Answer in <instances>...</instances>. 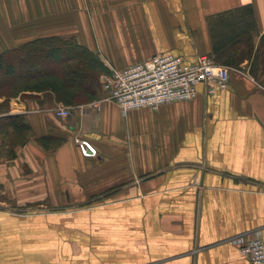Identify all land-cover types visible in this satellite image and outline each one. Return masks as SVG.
I'll return each instance as SVG.
<instances>
[{
	"label": "crops",
	"instance_id": "1",
	"mask_svg": "<svg viewBox=\"0 0 264 264\" xmlns=\"http://www.w3.org/2000/svg\"><path fill=\"white\" fill-rule=\"evenodd\" d=\"M248 4L252 78L234 71L214 95L199 84L193 100L123 113L101 77L67 118L51 92L10 99L0 116L31 130L0 133V264H252L233 241L264 237V0H0V52L56 35L109 69L162 52L226 64L245 43L222 39L218 16Z\"/></svg>",
	"mask_w": 264,
	"mask_h": 264
},
{
	"label": "trees",
	"instance_id": "2",
	"mask_svg": "<svg viewBox=\"0 0 264 264\" xmlns=\"http://www.w3.org/2000/svg\"><path fill=\"white\" fill-rule=\"evenodd\" d=\"M251 5H244L222 13L221 38L243 41L244 47L235 55H230L226 64L240 67L244 59L251 61L254 54L252 32L254 29ZM256 54L254 62L257 63ZM110 69L89 48L79 43L75 37H38L22 43L16 48L0 52V113L10 111L9 101L19 95H33L34 92H51L64 105H75L82 97L90 100L100 97L101 75ZM29 93V94H28ZM11 142H24L31 126L22 114L0 116V133L11 135ZM40 141L48 148L60 145L65 138L43 135ZM22 140V141H18Z\"/></svg>",
	"mask_w": 264,
	"mask_h": 264
},
{
	"label": "built area",
	"instance_id": "3",
	"mask_svg": "<svg viewBox=\"0 0 264 264\" xmlns=\"http://www.w3.org/2000/svg\"><path fill=\"white\" fill-rule=\"evenodd\" d=\"M251 77L244 67L216 62L207 54H199L195 61L172 52L152 55L125 68H110L103 78L104 96L101 100L115 102L123 113L151 108L178 101L193 100L198 95V85L204 84L208 95H214L229 87L232 72ZM98 102H94V104ZM76 108L61 105L50 108L59 117L67 118ZM85 156H96L97 148L87 139L75 140ZM0 188V205H1ZM252 264H264V237L261 231L252 236H238L233 241Z\"/></svg>",
	"mask_w": 264,
	"mask_h": 264
},
{
	"label": "rangeland",
	"instance_id": "4",
	"mask_svg": "<svg viewBox=\"0 0 264 264\" xmlns=\"http://www.w3.org/2000/svg\"><path fill=\"white\" fill-rule=\"evenodd\" d=\"M3 79V76L0 74V82L2 81ZM29 96H32V95H29Z\"/></svg>",
	"mask_w": 264,
	"mask_h": 264
}]
</instances>
